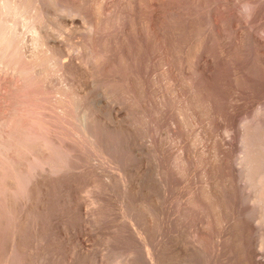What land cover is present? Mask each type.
I'll list each match as a JSON object with an SVG mask.
<instances>
[{
  "label": "rangeland",
  "instance_id": "1",
  "mask_svg": "<svg viewBox=\"0 0 264 264\" xmlns=\"http://www.w3.org/2000/svg\"><path fill=\"white\" fill-rule=\"evenodd\" d=\"M0 4V264H264V0Z\"/></svg>",
  "mask_w": 264,
  "mask_h": 264
},
{
  "label": "bare ground",
  "instance_id": "2",
  "mask_svg": "<svg viewBox=\"0 0 264 264\" xmlns=\"http://www.w3.org/2000/svg\"><path fill=\"white\" fill-rule=\"evenodd\" d=\"M15 2V1H14ZM5 3V2H4ZM8 3H9V1H8ZM1 5V4H0ZM7 5V4H6ZM2 6H4L3 4H2ZM4 8V7H3ZM8 8V7H7ZM10 8V7H9ZM1 9V8H0ZM4 10V9H3ZM2 9H1V11H3ZM8 12V11H7ZM1 13V12H0ZM6 14V13H5ZM9 16H10V14H9ZM7 18V17H6ZM2 19V18H1ZM4 19H5V17H4ZM18 19V18H17ZM5 20H7V19H5ZM5 20L3 21V20H1L2 21V23H1V26H0V44L2 45V48H3V50H2V55H4L5 53H9V51L7 52V50L9 49V48H11L12 47V45H13V41H12V39H15V38H13L14 36H17V35H12V34H10V33H12L11 31H8V32H10V33H7L6 32V28H8L9 26H11V23H9V24H7V27L6 28H4V27H2L3 25H6V23H8L7 21H10L9 20V18H8V20L6 21V23H5ZM3 22H4V24H3ZM9 25V26H8ZM16 25V24H15ZM19 25V24H18ZM13 26V25H12ZM14 27V26H13ZM21 29V28H20ZM18 30V29H17ZM22 30V29H21ZM14 32H15V30H14ZM13 32V33H14ZM16 33V32H15ZM17 34V33H16ZM21 34V33H20ZM25 40V39H24ZM15 41H17V39H15ZM26 42V41H25ZM19 46V45H18ZM12 49V48H11ZM10 49V50H11ZM14 49V48H13ZM15 51V50H14ZM13 54V53H12ZM8 56V55H7ZM3 58H4V56H2ZM7 58V57H6ZM14 59V58H13ZM1 60V59H0ZM85 120V119H84ZM4 144V143H3ZM6 146V145H5Z\"/></svg>",
  "mask_w": 264,
  "mask_h": 264
}]
</instances>
